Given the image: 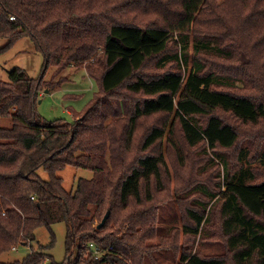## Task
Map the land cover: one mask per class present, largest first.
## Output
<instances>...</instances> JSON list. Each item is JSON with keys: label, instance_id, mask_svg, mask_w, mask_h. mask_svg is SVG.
<instances>
[{"label": "trees", "instance_id": "obj_1", "mask_svg": "<svg viewBox=\"0 0 264 264\" xmlns=\"http://www.w3.org/2000/svg\"><path fill=\"white\" fill-rule=\"evenodd\" d=\"M217 1L0 0V56L29 37L44 58L39 78L0 80V256L29 250L0 264H59L57 223L62 264H160L168 250L179 264H264V0ZM71 65L97 91L74 121H49L42 93L66 79L45 73ZM189 152L200 168L173 187ZM68 166L93 178L67 192ZM170 201L185 202L183 229L162 235ZM213 224L221 256L195 247Z\"/></svg>", "mask_w": 264, "mask_h": 264}, {"label": "rangeland", "instance_id": "obj_2", "mask_svg": "<svg viewBox=\"0 0 264 264\" xmlns=\"http://www.w3.org/2000/svg\"><path fill=\"white\" fill-rule=\"evenodd\" d=\"M218 3H222L221 6L225 4L223 1L218 0ZM4 43H0V47ZM44 65V58L41 53H39L33 41L29 37H25L19 40L12 48L0 56V80L8 81L9 72L13 69L19 67L24 69L27 74L33 79H37L42 74V68ZM56 68H51L45 73L46 80H51L53 83L66 79V82L59 83L54 90L48 92H43V97L41 98V104H39V111L44 118L49 121L63 119L67 122L74 121L73 112H80L83 107L92 99L94 93L97 91L96 82L88 75L86 69H80L77 65L69 66L65 71L61 72L59 75L55 74ZM73 96V98H72ZM74 96H79L81 98L74 99ZM71 97V98H70ZM11 124L9 119L0 120L1 127H8ZM249 147V143H246ZM185 165L183 167H178L177 165L171 166L173 187H185L183 182L190 179V173L193 168H200V154L197 152H189L188 155L184 153ZM258 162H253V166L258 165ZM223 166L221 165V174H223ZM181 172V178L177 180ZM39 175L42 179L47 180L49 177L47 173L43 170L39 171ZM194 175V173H193ZM59 176L63 180V187L67 192L74 191L77 182L80 179H91L93 178V172L86 169H77L73 166L66 167L63 171L59 173ZM183 197L178 198V202ZM187 203V202H186ZM182 205L184 203H180ZM175 203V201H170L166 203L163 207V215L161 222H163L164 229L160 234H166L172 227H177L179 230L183 229V220L181 217V206ZM213 205L210 204L209 208ZM186 219V218H185ZM187 222V220H185ZM218 226L212 225L208 232H206L207 241L204 243L201 241V237H198L195 243V247L202 250L204 254L209 256L224 255L227 250L222 242L216 237L210 236L214 233ZM53 233L55 236L54 246L49 255L53 259L62 264L66 260V234L67 228L64 223H57L53 226ZM39 240L43 244H50L52 241V236L46 229L40 230ZM12 249L10 252L5 253L0 256V261L6 263H12L15 261H21L29 253L26 248L23 249ZM173 253L171 251H163L157 253V258L160 264H179L178 261L174 260ZM149 264V263H147ZM251 264V263H250Z\"/></svg>", "mask_w": 264, "mask_h": 264}, {"label": "water", "instance_id": "obj_3", "mask_svg": "<svg viewBox=\"0 0 264 264\" xmlns=\"http://www.w3.org/2000/svg\"><path fill=\"white\" fill-rule=\"evenodd\" d=\"M46 92H48V90H46ZM106 219H107V216L104 218L103 222L98 226V228H100L101 226H103L105 224Z\"/></svg>", "mask_w": 264, "mask_h": 264}, {"label": "built area", "instance_id": "obj_4", "mask_svg": "<svg viewBox=\"0 0 264 264\" xmlns=\"http://www.w3.org/2000/svg\"><path fill=\"white\" fill-rule=\"evenodd\" d=\"M11 19H14V18H11ZM95 249V248H94ZM99 254V251H98V249L97 250H95V255H98Z\"/></svg>", "mask_w": 264, "mask_h": 264}]
</instances>
